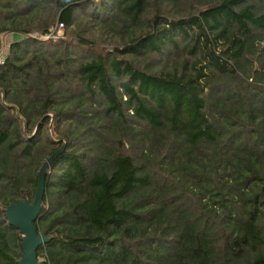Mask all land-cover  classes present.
<instances>
[{"label": "trees", "instance_id": "obj_1", "mask_svg": "<svg viewBox=\"0 0 264 264\" xmlns=\"http://www.w3.org/2000/svg\"><path fill=\"white\" fill-rule=\"evenodd\" d=\"M56 22L0 64V264L62 146L40 264H264V0H0V36Z\"/></svg>", "mask_w": 264, "mask_h": 264}, {"label": "water", "instance_id": "obj_2", "mask_svg": "<svg viewBox=\"0 0 264 264\" xmlns=\"http://www.w3.org/2000/svg\"><path fill=\"white\" fill-rule=\"evenodd\" d=\"M62 149L63 146L54 152L39 168L38 185L33 199H24L11 203L5 209L7 223L17 228L22 235L19 264H40L37 250L39 246L48 241L46 234L44 232L40 233L35 225L39 219L42 198L45 192L44 173L49 162L60 153Z\"/></svg>", "mask_w": 264, "mask_h": 264}, {"label": "rangeland", "instance_id": "obj_3", "mask_svg": "<svg viewBox=\"0 0 264 264\" xmlns=\"http://www.w3.org/2000/svg\"><path fill=\"white\" fill-rule=\"evenodd\" d=\"M63 36H64V27L60 26L59 22H56L55 24H53L49 28V34L48 35L41 34L40 32H37V31H32V32H30V33H28L26 35H23V36L22 35L16 36V34L11 33V32H4L0 36L1 37L0 46L4 47V49L6 51L4 56L7 58L9 56V52H10V45L14 41V39L20 40V39H23L25 37H31V38L39 39V40H43V41H46V40L55 41V40H58V39L62 38Z\"/></svg>", "mask_w": 264, "mask_h": 264}, {"label": "built area", "instance_id": "obj_4", "mask_svg": "<svg viewBox=\"0 0 264 264\" xmlns=\"http://www.w3.org/2000/svg\"><path fill=\"white\" fill-rule=\"evenodd\" d=\"M60 26H61V24H60ZM52 33V32H51ZM50 33V34H51ZM49 33H47L46 35H48ZM6 53V51H5V49H4V47L3 46H0V64H3L4 63V61L6 60L5 58V56H4V54ZM8 54V53H7ZM41 260H43L42 258H39L38 257V261L41 263ZM44 264H49V263H44Z\"/></svg>", "mask_w": 264, "mask_h": 264}]
</instances>
